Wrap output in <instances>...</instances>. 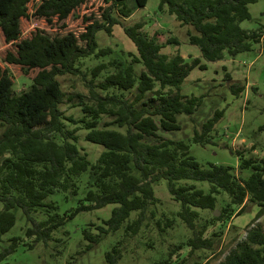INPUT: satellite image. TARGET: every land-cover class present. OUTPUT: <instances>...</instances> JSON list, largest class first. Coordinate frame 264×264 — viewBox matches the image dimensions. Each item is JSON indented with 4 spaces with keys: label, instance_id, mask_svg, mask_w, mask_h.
Returning a JSON list of instances; mask_svg holds the SVG:
<instances>
[{
    "label": "trees",
    "instance_id": "trees-1",
    "mask_svg": "<svg viewBox=\"0 0 264 264\" xmlns=\"http://www.w3.org/2000/svg\"><path fill=\"white\" fill-rule=\"evenodd\" d=\"M35 1L40 6L34 16L44 21L47 27L60 23L68 29L69 23L83 24L82 31L72 40L59 35L53 38L46 27H39L27 38L21 39V22L31 18L30 6ZM101 1V12L92 15L94 8L89 3ZM130 0H0V35L7 45L18 43L16 49H9L5 56L7 67H0V242L16 224L12 210L19 207L33 227L26 232L34 242L48 243L53 233L63 227L83 211L102 209L117 205L111 217L98 227L99 233L84 232L91 250L109 233L121 229L125 221L135 211L138 219L130 223L127 234L137 235L146 220L148 210L159 200L155 197L153 185L166 180L175 201L182 204L179 213L194 236L184 245L194 250H211L213 243L204 238L208 225L197 228L200 218L196 209L213 211V220L221 221L232 215V206L245 208V201L260 208L257 219L264 215V162L246 159L239 154L240 170L252 169L248 179L239 178L231 167L211 164L203 167L190 155V146L184 141H174L159 134L180 130L177 121L179 114L193 115L202 105L205 96H185L182 85L191 72L206 65L196 58L186 62L183 55H168L163 50L171 44L180 45L176 38H166L159 32L150 35L142 32L143 25L125 27L126 35L134 42L138 57L134 62L141 63L144 70L137 75L132 63L124 66L118 60L100 63L93 68L94 78L107 71L109 66L116 72L108 74L104 82L95 85L90 82V95L93 104L83 101L78 105L84 116L77 120L67 117L61 110L67 95L63 91L59 76L78 72L77 63L90 56L99 57L111 49L98 50L97 34L105 30L112 33L115 25L121 24L114 16L119 9L122 16L131 17L133 10ZM134 6L144 8L149 0H133ZM256 0H160L159 9L167 6L168 13L176 17L181 26H189L190 45L200 49L202 59L218 62L253 48V43L261 41L259 32H250L241 27L251 19L249 6ZM85 9V11H84ZM80 10L83 14H80ZM9 67L20 68L23 75L31 76L29 90L16 94L11 87L4 90L11 81ZM227 81L232 80L227 74ZM158 86V88H157ZM97 88L106 91L105 96ZM244 86L232 84L231 92L238 96L245 91ZM111 89L114 92L109 93ZM136 89L130 100L126 93ZM154 95L150 99L149 95ZM73 102L75 97H68ZM2 100V101H1ZM225 111L217 110L200 128L194 131L193 142L202 146L215 144V131ZM103 115L111 121L99 128ZM159 118L160 124L156 118ZM66 122L82 124L88 131L85 140L100 145L105 150L96 163H92L78 147V129L70 130ZM125 128V132L111 129L112 126ZM155 140L154 143L148 139ZM89 172L93 188L85 198L90 205L82 204L70 217L57 212L55 203H47V198L56 191L74 190L76 180ZM181 181H199L210 184L209 193L194 185H182ZM226 193L230 205L216 217L218 196ZM46 209L48 218L37 221L33 214L38 208ZM172 224V221H170ZM20 238H13L11 244L0 253V264L13 254ZM180 244L175 250H181ZM33 247V246H32ZM175 250L168 259L156 264H172ZM121 248L107 252V264H118L122 259ZM219 264H264V233L252 229L238 247Z\"/></svg>",
    "mask_w": 264,
    "mask_h": 264
},
{
    "label": "rangeland",
    "instance_id": "rangeland-1",
    "mask_svg": "<svg viewBox=\"0 0 264 264\" xmlns=\"http://www.w3.org/2000/svg\"><path fill=\"white\" fill-rule=\"evenodd\" d=\"M133 4V0L128 2L133 10L131 17L128 18H124L119 9L114 10V16L121 24L115 25L111 34L105 30L97 34L98 50L110 48L111 52L99 57L83 58L77 63L78 72L58 77L67 95L61 110L67 117L73 116L77 120L85 117L82 108L76 105L81 101L87 104L94 103L90 95V82L93 81L97 86L104 82L108 74L116 72L115 67L109 66L107 71L94 78L92 70L100 63L118 60L127 67L133 62L137 75L144 70L141 63L134 62L138 57V50L124 31L125 27L140 23L143 25L142 32L150 35L159 32L164 35L165 39L161 40V43H165L166 38L169 37L179 40L180 45H168L163 53L176 55L180 52L188 63L199 58L201 64L207 67L205 70L200 67L195 68L181 88V93L185 96H205L202 105L193 115L179 114L177 116L180 130L166 132L161 129L159 134L174 141L186 142L190 146V155L203 167L207 168L211 164L231 167L239 178L248 179L253 171L252 169L240 170L239 154H243L246 159L264 162V0H256L249 6L251 19L241 24L242 28L250 32H259L262 36L261 41L253 43V48L249 52L241 53L236 57L226 54L225 58L218 62H207L202 59L200 49L188 42L187 33L193 29L189 26H181L176 17L168 13L167 6L160 10V0H149L144 8H137ZM39 6L40 2L35 1L30 6L31 18L21 22V39L29 37L39 27H46L47 33L52 38L59 35L66 40L74 39L82 31L81 22L78 24L70 22L68 29L62 28L60 23L47 27L44 21L33 14ZM90 6L94 8L92 15L100 14L101 1H93L89 3L88 7ZM80 14H83L82 10ZM17 47L18 43L7 45L0 35V67H7L6 53L9 49L13 50ZM9 68L12 79L5 85L4 90L11 87L16 94L29 90L32 86L31 76L23 75L20 68ZM227 74L231 75L232 80L227 81ZM235 83L247 87L238 96H234L230 89V86ZM97 92L102 96L107 94L99 88ZM112 92L114 89L109 91V93ZM136 93L137 90L134 89L127 92L126 96L132 100ZM68 97H75V99L69 102ZM154 97L152 94L149 95L150 99ZM217 110H224L225 113L216 126L215 144L207 146L195 144L193 142L195 128H200ZM111 120V117L103 115L99 121V128H103L105 123ZM156 120L160 124L158 117ZM66 125L70 130L78 129L76 132L79 137L78 147L92 163H96L105 149L85 140L88 131L82 124L74 125L66 122ZM111 129L121 132L126 130L116 125ZM148 142L154 143L155 140L149 138ZM92 182L89 172H85L76 180L78 185L76 193L73 189L56 191L47 198L46 202L55 203L58 207L57 212L68 218L82 204L90 205L85 198L93 189L90 185ZM180 184L194 185L205 193H209L210 190L208 182L181 181ZM153 189L159 202L149 208L146 220L137 235H129L126 231L127 226L140 215L135 211L119 231L106 235L91 250H87L90 242L86 240L84 232L89 230L94 235L98 234L100 232L98 227H105L104 222L111 217L117 205L80 212L56 230L48 243H35V238L27 237L26 232L33 225L23 211L16 207L12 210L16 216V224L0 242V253L10 246L13 238L21 240L16 251L8 256L4 263L107 264L106 253L117 247L121 248L123 253L118 264H156L166 260L172 250L180 244L184 245L194 236V233L179 215L182 204L174 200L170 193L169 182L166 180L156 182ZM230 201L226 193L218 196L217 211L220 213L218 217L222 215L223 209L229 207ZM245 205L242 212L240 207L232 206V215L221 221L213 220L211 210L196 209L200 215L197 228L201 229L203 225H208L204 238L210 239L213 247L211 250L199 249L192 252L190 247L184 245L181 250H175L172 264H219L246 239L250 230L259 228L264 233V215L257 219L260 208L248 200L245 201ZM2 209L3 204H0V210ZM33 217L37 221L46 220L48 218L46 209L38 208Z\"/></svg>",
    "mask_w": 264,
    "mask_h": 264
},
{
    "label": "water",
    "instance_id": "water-1",
    "mask_svg": "<svg viewBox=\"0 0 264 264\" xmlns=\"http://www.w3.org/2000/svg\"><path fill=\"white\" fill-rule=\"evenodd\" d=\"M219 214H220L219 211H215V212H214V215H215L216 217H218Z\"/></svg>",
    "mask_w": 264,
    "mask_h": 264
},
{
    "label": "crops",
    "instance_id": "crops-1",
    "mask_svg": "<svg viewBox=\"0 0 264 264\" xmlns=\"http://www.w3.org/2000/svg\"><path fill=\"white\" fill-rule=\"evenodd\" d=\"M187 62V61H186ZM242 86H244V85H242ZM247 88V87H246Z\"/></svg>",
    "mask_w": 264,
    "mask_h": 264
}]
</instances>
